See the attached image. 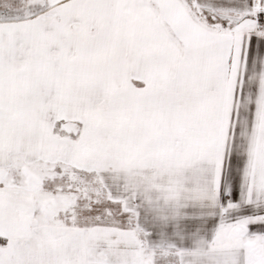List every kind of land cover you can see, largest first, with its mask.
Returning a JSON list of instances; mask_svg holds the SVG:
<instances>
[{
  "label": "snow or ice",
  "instance_id": "6c2138e0",
  "mask_svg": "<svg viewBox=\"0 0 264 264\" xmlns=\"http://www.w3.org/2000/svg\"><path fill=\"white\" fill-rule=\"evenodd\" d=\"M0 264H264V0H0Z\"/></svg>",
  "mask_w": 264,
  "mask_h": 264
}]
</instances>
